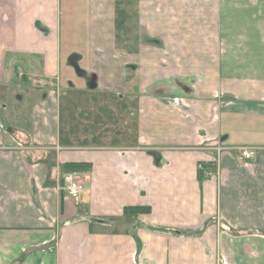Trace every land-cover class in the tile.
Returning a JSON list of instances; mask_svg holds the SVG:
<instances>
[{"label":"crops","instance_id":"0c3cea01","mask_svg":"<svg viewBox=\"0 0 264 264\" xmlns=\"http://www.w3.org/2000/svg\"><path fill=\"white\" fill-rule=\"evenodd\" d=\"M0 264H264V0H0Z\"/></svg>","mask_w":264,"mask_h":264},{"label":"built area","instance_id":"2783aa9c","mask_svg":"<svg viewBox=\"0 0 264 264\" xmlns=\"http://www.w3.org/2000/svg\"><path fill=\"white\" fill-rule=\"evenodd\" d=\"M241 157L244 160H249L255 155V148L253 147H241L240 148ZM198 167H201L198 164ZM63 180L65 183V188L68 195L74 200L77 201L80 198L82 192V182L76 171L68 170L63 175Z\"/></svg>","mask_w":264,"mask_h":264},{"label":"trees","instance_id":"16d2710c","mask_svg":"<svg viewBox=\"0 0 264 264\" xmlns=\"http://www.w3.org/2000/svg\"><path fill=\"white\" fill-rule=\"evenodd\" d=\"M128 208H125V210H127ZM129 209L134 210V211H138V212H143L145 210H147V207H143V206H134V207H130Z\"/></svg>","mask_w":264,"mask_h":264},{"label":"rangeland","instance_id":"374dc122","mask_svg":"<svg viewBox=\"0 0 264 264\" xmlns=\"http://www.w3.org/2000/svg\"><path fill=\"white\" fill-rule=\"evenodd\" d=\"M12 88L19 90V88H18V87H15V86H11V87H9V89H8V91H7V97L9 96V94H10ZM7 101H8V102H11V100H9V99L7 100V98H6V102H7Z\"/></svg>","mask_w":264,"mask_h":264}]
</instances>
